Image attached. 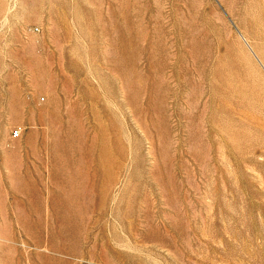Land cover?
<instances>
[{"label": "rangeland", "instance_id": "374dc122", "mask_svg": "<svg viewBox=\"0 0 264 264\" xmlns=\"http://www.w3.org/2000/svg\"><path fill=\"white\" fill-rule=\"evenodd\" d=\"M0 264H264V0H0Z\"/></svg>", "mask_w": 264, "mask_h": 264}, {"label": "built area", "instance_id": "2783aa9c", "mask_svg": "<svg viewBox=\"0 0 264 264\" xmlns=\"http://www.w3.org/2000/svg\"><path fill=\"white\" fill-rule=\"evenodd\" d=\"M16 134H18V131H17V133Z\"/></svg>", "mask_w": 264, "mask_h": 264}]
</instances>
